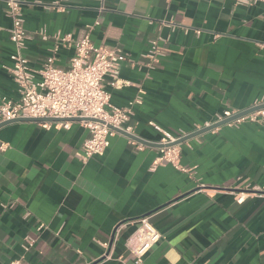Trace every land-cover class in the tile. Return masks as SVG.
Returning <instances> with one entry per match:
<instances>
[{
	"label": "crops",
	"instance_id": "obj_1",
	"mask_svg": "<svg viewBox=\"0 0 264 264\" xmlns=\"http://www.w3.org/2000/svg\"><path fill=\"white\" fill-rule=\"evenodd\" d=\"M21 4L32 68L52 54L56 66L70 67L76 41L89 33L94 45L127 57L126 85L106 83L111 103L124 107L143 93L130 136L118 132L85 164L77 153L89 130L80 120L70 129L37 121L0 127V146L7 145L0 149V264H133L127 242L143 218L162 234L143 264H264V123L225 124L183 141L188 171L156 164L161 132L152 125L189 135L224 109L247 110L264 96V3ZM6 8L0 0V103L20 99L8 69L15 47ZM153 41L161 57L152 68L145 55Z\"/></svg>",
	"mask_w": 264,
	"mask_h": 264
},
{
	"label": "built area",
	"instance_id": "obj_2",
	"mask_svg": "<svg viewBox=\"0 0 264 264\" xmlns=\"http://www.w3.org/2000/svg\"><path fill=\"white\" fill-rule=\"evenodd\" d=\"M6 2V14L13 22L11 40L15 47L10 57L12 63L8 69L19 86L20 99L15 102L4 100L0 103V124L18 118L60 119L57 122L40 121L39 124L44 128L54 126L70 129L72 121L69 119L81 118V123L89 130V137L85 140L82 150L77 153L83 164L95 155H103L110 145V138L118 133L117 130L132 133L133 127L129 125V121L133 115V107L142 101L143 92L141 91L127 106L119 107L111 103V94L106 90V83L116 89L126 85V82L120 79V69L122 61L127 60V57L121 54L118 48L107 49L94 45L88 33L83 39L76 41L70 67L56 66V57L52 54L40 69H34L24 53L28 37L24 28L22 0H6ZM235 2L241 5L264 3V0H235ZM90 28L92 26H89ZM62 41L67 42L69 38L64 37ZM57 50L58 46L55 47L54 52L56 53ZM145 56L149 59V66L152 68L154 63L160 60L161 52L156 41H153L152 50ZM239 114L243 115L227 122L226 125L238 127L244 122L263 124L264 96L256 100L247 110L224 109L217 114L213 123L199 126L196 131L209 128ZM152 125L161 132L158 144L162 146L156 164L170 163L183 171H188L181 165L180 143L176 144L188 134L176 136L156 124L152 123ZM6 148V144H1V151ZM245 199V193H239L237 201L243 203ZM161 236V232L148 218L141 219L127 242V248L134 256L133 264H143L146 255L160 241ZM33 245V240H30L26 249H30ZM9 264H23V260L16 258Z\"/></svg>",
	"mask_w": 264,
	"mask_h": 264
},
{
	"label": "water",
	"instance_id": "obj_3",
	"mask_svg": "<svg viewBox=\"0 0 264 264\" xmlns=\"http://www.w3.org/2000/svg\"><path fill=\"white\" fill-rule=\"evenodd\" d=\"M245 113H246V112H245ZM245 113H243V114H245ZM243 114H239V115H237V116H234V117H232V118H230V119H228V120H226V121H224V122H221V123L215 124V125H213V126H211V127H209V128H204V129L198 130V131H196V132H193L192 134H189L188 136H186V137H184L183 139H181V140H179L178 142H176V144H177V143H182L183 141L187 140L188 138L193 137V136H196V135H198V134H201V133H203V132H205V131L212 130V129L217 128V127H219V126H221V125H225L227 122L232 121V120L236 119L237 117H239V116H241V115H243ZM59 120H60V119L18 118V119H15V120H11V121H7V122H3V123L0 124V127L3 126V125H5V124H7V123L15 122V121H37V122H40V121H47V122H57V121H59ZM69 120H70V121L81 120V118H71V119H69ZM117 131H118V132H121V133H124V134H126V135H128V136H130L129 134H127L126 132H124V131H122V130H117ZM156 145H157L158 147H161V146H162V145H160V144H158V143H157Z\"/></svg>",
	"mask_w": 264,
	"mask_h": 264
}]
</instances>
